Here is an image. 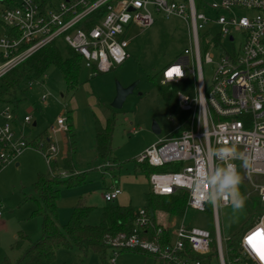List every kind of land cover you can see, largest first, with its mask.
Wrapping results in <instances>:
<instances>
[{
  "label": "built area",
  "instance_id": "1",
  "mask_svg": "<svg viewBox=\"0 0 264 264\" xmlns=\"http://www.w3.org/2000/svg\"><path fill=\"white\" fill-rule=\"evenodd\" d=\"M209 6L214 11L212 16L200 11L195 0H45L44 4L38 0L1 1L0 78L59 39L81 55L94 75L107 72L129 58L127 48L136 35H128L134 27H151L156 21L155 13L184 19L189 46L164 67L160 82H191L192 92L177 93L180 109L190 113L188 126L178 135L150 144L136 160L152 166L179 164L178 170L152 173L148 177L150 190L157 195L180 192L187 197V209L200 211L210 205L204 199L208 187L205 174L234 164L241 176L239 188H244L251 202L257 199L263 209L241 236V254L232 258L221 235L219 204H211L216 219L215 261L189 256V250L200 255L211 253L213 235L209 229L187 223L185 216L174 224L170 243L161 245L141 238L140 233L151 225V215L145 207L135 212L134 232L128 243L179 264H264L259 254L264 251V0H220ZM210 24L218 27L217 32L209 30L201 36V30ZM204 64L213 69L210 84ZM31 122V115L21 118L17 109L0 97V172L32 148L24 131ZM49 130L52 134L67 132V115L58 116L56 125ZM40 145L37 150L49 165L57 158L58 146L48 133ZM233 147L236 153L223 159L215 153L216 149ZM60 175L68 173L62 170ZM122 191L113 184L104 191V198L115 202ZM2 215L0 203V218ZM161 233L160 228L158 234ZM116 257L117 254L111 258L113 263Z\"/></svg>",
  "mask_w": 264,
  "mask_h": 264
},
{
  "label": "rangeland",
  "instance_id": "2",
  "mask_svg": "<svg viewBox=\"0 0 264 264\" xmlns=\"http://www.w3.org/2000/svg\"><path fill=\"white\" fill-rule=\"evenodd\" d=\"M215 1L220 0H195L197 8L209 16L214 15L209 5ZM155 17L156 21L151 27L132 29L128 36H136L127 48L129 58L111 70L94 75L83 64L80 68V83L72 89L67 85L62 71L56 65H51L40 79L26 85L25 92L18 90L5 97V101L13 106L15 98L18 99L17 111L20 116H32L31 124L26 125L24 130L27 135L31 138L43 133L52 136V142L58 146L57 159L61 169L68 133L52 134L49 129L56 125L58 116H69L71 134L77 141L75 171H87V176L80 185L62 188L58 211L61 224L71 219L80 198L94 206L88 222L99 223L102 209L110 203L104 198L105 188L114 182L119 183L125 191L115 203L129 202L132 198L135 206L145 205V195L150 190L149 181L147 175L136 168V159L145 147L161 138L175 136L180 127L178 118L161 94L163 85L160 78L164 67L181 56L189 46V29L184 19L178 16L165 17L158 13H155ZM211 25L201 30V36L209 30L212 34L217 32L218 27ZM56 42L62 56L67 57L70 53L67 44L61 39ZM204 72L210 84L213 75L211 65L204 64ZM118 83L123 87L134 84L133 91L120 108L112 106ZM43 95L47 98L42 99ZM35 121L37 125H33ZM97 121L112 129L113 154L116 158L113 168L100 165L97 160ZM153 123L160 127L159 134L153 130ZM46 149L44 145L43 152ZM17 160L18 166L15 161L0 172L3 212L0 218V264L15 263L29 244L23 237L35 241L40 238L42 231V217L37 212L38 202L35 200V182L39 174L47 173L48 164L43 154L34 148H28ZM240 193L245 197L244 188ZM260 213L247 198L240 210L233 209L231 204H219L218 221L224 245L227 239L253 225ZM184 216L187 223L215 233L216 219L211 204L205 211L189 208ZM181 220L178 218L176 223ZM108 261L109 264H154L153 256L144 257L133 251H121L115 263L110 257ZM53 264L105 262L95 251L85 252L76 246H61L57 249Z\"/></svg>",
  "mask_w": 264,
  "mask_h": 264
},
{
  "label": "trees",
  "instance_id": "3",
  "mask_svg": "<svg viewBox=\"0 0 264 264\" xmlns=\"http://www.w3.org/2000/svg\"><path fill=\"white\" fill-rule=\"evenodd\" d=\"M38 1L44 4L45 0ZM68 48L70 50L69 55L63 57L57 42L53 41L11 69L0 78V97L5 100V97L12 92L16 93L18 90L25 92L27 90L26 85L40 79L51 65H56L62 71L69 88H76L80 83V68L84 63L81 55L71 47L68 46ZM161 85H163L161 89L163 98L180 122V127L175 134L178 135L188 126L190 113L180 109L177 93L180 90L192 92V84L190 81H186L175 85L162 83ZM14 103V107L17 109L19 103L17 98H15ZM66 133H68V139L62 162L63 169L60 168L59 160L55 158L48 165L47 173L39 174L35 182L37 193L35 200L38 202L37 212L42 217L41 236L35 241H31L24 236L23 239L29 243L28 247L15 263L8 262L6 264H53L57 249L61 246H76L85 252L95 251L101 256L105 264H109L108 257L112 258L121 251L138 252L144 257L153 256L154 264H179L173 260L165 259L160 253L151 252L147 248L129 245L128 242L135 227V212L140 208L133 203L125 206L115 202L107 204L102 209L100 222L92 224L88 222V217L94 206L85 203L83 199H79L73 209L71 219L64 224L59 222L58 211L62 188L80 185L87 176V171L79 173L75 171L76 162L74 157L77 141L71 134L70 125ZM46 134L43 133L37 138H31L26 134L30 147L34 149L41 148L40 142L45 139ZM38 140L40 141L38 142ZM95 141L99 164L113 168V165L116 164V158L113 154L112 129L109 126L104 127L100 121H97ZM136 168L149 177L154 172L178 170L179 164L169 163L163 166H152L148 162H138L136 160ZM62 170L66 171L68 175H60ZM241 190L242 187L240 186L239 191L241 192ZM252 203L257 210L261 211L263 209L257 199ZM142 207L150 212L151 225L147 230L140 233V237L165 245L173 240V227L176 220L186 213L187 197L180 192L171 195H157L149 190L145 195V205ZM163 217H166V219L164 220ZM160 228L162 233L158 234ZM211 232L213 235L211 253L200 255L189 250V256L194 259L207 257L209 260L215 261L216 240L215 233ZM241 236L242 233L226 240V249L231 258L241 254L239 248Z\"/></svg>",
  "mask_w": 264,
  "mask_h": 264
},
{
  "label": "clouds",
  "instance_id": "4",
  "mask_svg": "<svg viewBox=\"0 0 264 264\" xmlns=\"http://www.w3.org/2000/svg\"><path fill=\"white\" fill-rule=\"evenodd\" d=\"M215 153L218 158L223 159L226 155H234L236 149L221 148L216 149ZM203 179L208 186L204 190V199L208 203L213 206L221 202L230 203L235 210L243 209L246 198L239 191L241 176L234 164L218 167L211 174L206 173Z\"/></svg>",
  "mask_w": 264,
  "mask_h": 264
},
{
  "label": "water",
  "instance_id": "5",
  "mask_svg": "<svg viewBox=\"0 0 264 264\" xmlns=\"http://www.w3.org/2000/svg\"><path fill=\"white\" fill-rule=\"evenodd\" d=\"M134 84L128 86V87H123L120 83L117 84V93L116 96L112 102V106L116 108L122 107L124 104L127 96L133 91ZM153 130L159 134L161 132L160 127L158 126L157 123H153ZM153 214V212H151Z\"/></svg>",
  "mask_w": 264,
  "mask_h": 264
},
{
  "label": "crops",
  "instance_id": "6",
  "mask_svg": "<svg viewBox=\"0 0 264 264\" xmlns=\"http://www.w3.org/2000/svg\"><path fill=\"white\" fill-rule=\"evenodd\" d=\"M25 116V115H24ZM21 118H23L22 116H20ZM33 125H37V122L35 121V122H33ZM146 148V147H145ZM27 150V149H26ZM25 150V151H26ZM15 165L16 166H18L19 165V162H18V160L16 161V163H15ZM106 167H108V166H106ZM80 171H82V170H80ZM114 177V176H113ZM113 184H117V185H119L120 186V184L119 183H117V182H114V183H112V184H110L109 186H107L106 188H105V190H107V189H109ZM121 187V186H120ZM149 187H150V185H149ZM122 194L119 196V197H121L123 194H125V191H124V189L122 188ZM81 199V198H80ZM78 201H79V199H78ZM78 201H77V203H78ZM76 203V204H77ZM112 203V202H111ZM130 203H133V201H132V198L129 200V202H125V203H118V204H120V205H128V204H130ZM140 207H142V206H140ZM243 234V233H242Z\"/></svg>",
  "mask_w": 264,
  "mask_h": 264
},
{
  "label": "snow or ice",
  "instance_id": "7",
  "mask_svg": "<svg viewBox=\"0 0 264 264\" xmlns=\"http://www.w3.org/2000/svg\"><path fill=\"white\" fill-rule=\"evenodd\" d=\"M249 242L251 243V238H249ZM261 259H264V251L259 252Z\"/></svg>",
  "mask_w": 264,
  "mask_h": 264
}]
</instances>
